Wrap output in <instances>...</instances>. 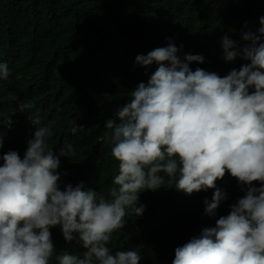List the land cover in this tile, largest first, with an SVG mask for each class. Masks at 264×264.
Wrapping results in <instances>:
<instances>
[{"label": "clouds", "instance_id": "1", "mask_svg": "<svg viewBox=\"0 0 264 264\" xmlns=\"http://www.w3.org/2000/svg\"><path fill=\"white\" fill-rule=\"evenodd\" d=\"M259 24L248 15L218 37L219 67L171 38L137 55L146 70L102 121L98 140L109 143L85 190L75 171L85 124L57 120L54 94L19 69L27 55L0 56V264H264V16ZM229 174L241 197L217 185ZM163 186L214 193L182 220L149 201ZM56 236L78 247L58 249Z\"/></svg>", "mask_w": 264, "mask_h": 264}, {"label": "trees", "instance_id": "2", "mask_svg": "<svg viewBox=\"0 0 264 264\" xmlns=\"http://www.w3.org/2000/svg\"><path fill=\"white\" fill-rule=\"evenodd\" d=\"M248 15L259 27L264 0H0V56L27 55L19 69L27 77L41 78L44 89L54 94L57 120L66 128L85 124L77 133L83 164L75 171L86 177L83 190L86 183L92 189L98 182L92 165L98 162V149L109 143L98 140L104 136L101 123L146 70L136 56L167 46L171 38L177 47L183 40L202 50L219 67L218 37L239 27ZM66 107L67 116H61ZM217 185L242 196L230 174ZM213 193L208 189L185 196L163 186L148 199L172 207L185 220V210H194L196 199H209ZM55 239L58 249L78 247Z\"/></svg>", "mask_w": 264, "mask_h": 264}]
</instances>
